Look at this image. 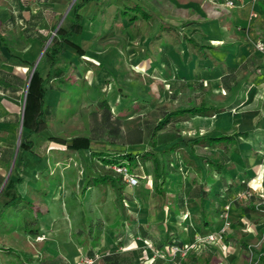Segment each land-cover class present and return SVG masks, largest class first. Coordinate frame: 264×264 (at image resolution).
<instances>
[{
	"label": "crops",
	"instance_id": "0c3cea01",
	"mask_svg": "<svg viewBox=\"0 0 264 264\" xmlns=\"http://www.w3.org/2000/svg\"><path fill=\"white\" fill-rule=\"evenodd\" d=\"M89 1L79 9L81 13L82 30L77 33H72L69 37L70 40L77 43L82 48L83 53L80 54L71 44L64 43L63 49L58 55V65L63 69L64 73L65 69L70 65L78 70L80 61L81 63L84 62V60H82L84 55L90 57L87 58L90 60H86L85 58L86 61H90L92 65H99L100 67L104 64L112 65L117 56H122L124 70L118 71V74L123 76L120 81H125L126 84L130 85L129 87L130 90L133 91V96H137L136 92L138 93L141 91L140 95L144 97H152L154 95L155 97L159 95L163 96L164 90L168 89L165 82L173 76H177L175 83L178 84V75L187 80L189 84L196 81H203L206 88L212 93H225L227 88L223 87L221 76L227 72L228 66H234L236 68L238 79H248L245 81L243 89L237 94L239 95V101H241V104L238 103L239 105L236 104L230 106L231 108L217 112L212 116L196 115L190 118L204 119L207 121L205 125H201L202 127H195L196 130H198L196 133L219 134L221 132H230L228 130L235 126L238 131L249 130L248 135L240 139L237 149L232 153L224 154L222 149L217 147L212 156L209 155L211 148H197L198 152L208 153L207 156L205 155L208 159L211 157L213 159H220L219 156L221 155L222 158L224 155L222 159L226 160L225 163L228 166V169L216 172L218 174L213 175V177L215 176V179L209 189L208 197H205L200 204L198 202L199 195L188 196V198L193 201L188 200L180 203L179 208H187L189 205H194L198 208V212L193 210V213L190 216L196 225V229H193L194 233L205 232L209 228H217L220 225V222L216 220L217 213H213V215L207 217L204 215L203 208H209L213 205L218 209L225 202H233L234 198L235 200L249 199V196H251L249 195L250 193L258 199L259 195L264 196L262 194L264 192V49H259L256 45L257 41L261 40L257 31L264 29V0H240L242 2L237 6H227L224 3V0H178L175 1L178 3L177 7L175 6V2L170 3L167 0L169 5H174V8H176V10H174L175 13L165 11L164 8L166 7V4H164V7H162L163 9L161 10L163 13H161L159 19V15L157 16L155 14L151 17H146L143 16L142 13L140 19L138 17L135 19L125 18L126 15L121 11L122 9H120L119 6L116 8L111 7L113 6L111 5L113 2L108 4L109 9L107 11L92 13V6L88 9H86L85 6ZM163 1L165 2V0ZM36 2V0H30L29 9L21 10L24 6L18 0H0V32L3 35L7 34L8 36V39L6 40L8 42L7 45L0 40V68L7 72L6 76H12L13 81H16V74L21 75L22 71L25 69L24 67L26 65L29 66L32 61L34 64L40 56L38 59L39 62L43 54H41L42 49L40 51V47L43 48L41 46L42 40L45 35L51 31L54 19L58 12H60L55 8H50L44 12L40 6L36 5ZM43 3L45 5L53 6V1L51 0H44ZM252 13H255L256 15L252 16ZM171 14H174L175 17H170L173 16ZM68 15L67 17H69V19L66 20V24L64 23V19L60 23L65 29L68 28L70 17H72L71 14ZM10 16H14L15 21L8 24L9 22L6 21ZM25 18L27 20H24ZM159 20L178 27L176 31L171 28L170 31L173 33L171 39L164 37L162 34L159 36L160 39L155 42V35L158 34L161 26L158 22ZM59 21L60 19L56 25ZM114 23L116 26L120 25L125 31L118 30L117 28L113 31ZM25 27L29 28L26 31V34L28 35L23 36L22 32ZM54 29L51 31V34ZM75 35H77L76 38H74ZM175 35L177 38L176 41L174 40ZM183 35L191 37L192 40H195L196 42L198 41V44L200 45L203 44L201 45L202 51L206 53V57H199L193 51L188 52V44L182 39ZM120 50H125L124 56L120 54ZM103 68H100L99 71ZM47 70L48 67L43 72H39V75L43 77ZM84 71L86 75L89 76L87 72H91V70L85 69ZM135 71L140 73V80L137 79V77L133 78L131 76ZM0 75H2L0 76L2 77V80H5V76L2 73H0ZM91 77H93V75ZM56 78L52 79L51 82L46 85V88L50 85L54 86L52 82ZM104 78L107 79L106 77ZM133 79L139 80L140 87L138 89H136L138 83L135 80L132 82ZM95 84L96 86H99L97 82H95ZM119 87L122 86L119 85ZM28 88L31 92L39 95V80L36 79ZM46 88L44 89V101ZM154 89L155 92H152L151 90ZM171 91L177 92L178 89ZM171 91H168V93H174ZM123 92L126 91L123 90ZM23 96L24 92L19 94V99L7 92H4L3 96H0V115H2L0 126L3 122L2 129L7 131L5 132L6 136L0 139V155H3L0 157L2 158L0 159L1 162H6L5 159L7 158V152L12 143V130L18 125L19 131ZM167 96L168 94L166 97ZM253 97L259 99V104L255 111H250L244 106H246L248 101L250 102ZM123 99L124 98H120L121 103L123 102ZM17 105H19V108H17ZM120 110L121 109H119L118 112H120ZM35 134L37 133H32L30 136L25 137V139L32 140V148L30 150L28 149V152L24 151L21 154L20 169L23 170L24 166L26 167L27 162L32 171L37 173V171L32 168L38 169V173H34L32 176L34 179H37L41 177L40 174H44V172H46L45 177L47 176V172L48 174H52L53 166L61 163L60 158L53 157V155L48 152V142H45L44 144L43 141H40L38 137L34 136ZM192 136L194 135L183 137L184 139H187ZM70 139L71 137H66V141H69ZM101 141L102 142H99V146L104 148L103 151L110 153L115 152L112 154L120 153V151H123L125 148V146H123V149L117 148L121 147V144L119 146V144L109 142L108 140L102 139ZM36 145H38L37 148ZM42 147H45V151H41ZM176 155L178 156V154ZM195 158L199 159L200 157ZM96 166L98 167L99 165ZM91 170L92 169L88 171L89 174H95L98 172L97 170L94 172ZM59 175L61 176V180L57 185L53 184L46 178H42L43 184L46 186L43 189H40L39 187L37 188V192L41 196V199L44 200L47 210H49L50 207H57L58 205L56 203H58L59 199L61 201V196L68 191L73 190L72 188H68L65 184H62L63 177L61 173ZM32 177L29 176L27 179H32ZM147 178L148 179H145V181H147L145 184L147 187H150V176ZM31 179L28 181L29 185L34 184V181ZM177 179L178 173H173L165 181V184L168 192L178 195ZM70 180H73L72 176L69 178V181ZM96 189L97 187L89 192V195L98 192L94 197L95 201H97L99 195L101 197L102 194L100 191L101 189H98V191ZM122 191H124L127 196L130 195L131 198L134 199L132 201L133 205L130 204L131 207L128 208V217L130 218L128 222L129 228L126 232L120 231L118 234H114L115 237L112 236V239L119 244L127 243L129 240V242H131V240L136 239V241L139 240V245L137 244L138 247L143 246L150 248V245H148L150 242L147 243L142 239V236L138 235L137 226L138 224H141L146 227L152 222V216H147V208L140 203V198L138 195H135V188L133 186L126 185ZM247 192L250 193L247 194ZM185 196H183V198H185ZM8 198L9 197L5 195H1L0 205H4ZM239 214L241 215V218L238 217ZM231 216L233 220L236 219L237 221L238 219L241 223L246 222V218L248 219V222L250 221L252 224L253 221L250 220L251 217L256 218V222H260V218H264L263 213H243L237 210L236 206H232ZM159 217H161L160 212ZM243 218L244 221L242 222L240 219ZM172 220H174V216L172 217ZM216 221L218 223H216ZM54 224L49 231L39 229L36 235L32 233L31 235H33L34 239L37 235L53 239L51 236L56 235V232L59 233L67 230V224L60 223V225L55 227ZM233 225L234 222L232 221V226ZM184 228H186V226H184ZM253 228V231L248 232L249 235H254V231L262 229V226H253ZM178 229L179 232L175 234L177 235L176 239L180 238L181 240H184L182 227ZM68 231L69 230H67V232ZM134 231L136 233H133ZM228 233H230V230ZM104 235V233L101 235L99 242ZM106 236L109 238V235ZM146 236L151 238L150 234H147ZM151 240L154 243L160 241L159 236L155 239L151 238ZM96 247L98 246H95L94 248ZM81 249L82 248L80 247V253L82 252ZM61 264H65V262L62 260Z\"/></svg>",
	"mask_w": 264,
	"mask_h": 264
},
{
	"label": "rangeland",
	"instance_id": "374dc122",
	"mask_svg": "<svg viewBox=\"0 0 264 264\" xmlns=\"http://www.w3.org/2000/svg\"><path fill=\"white\" fill-rule=\"evenodd\" d=\"M36 1V5L40 6V8L44 10V12L45 10H49L50 8H55L56 10L60 11L58 12L54 21L56 19H60L59 22L61 23L64 19V23L66 24V20L69 19L67 15H72V12L69 10V8L71 7L70 4L72 0H51L53 1V6L45 5L43 3L44 0ZM168 1L170 3H174L178 0ZM169 2H167V0H165V2L163 0H91L85 6L86 9L92 6V13H99L101 11H107L109 9L108 4L111 3V5H113L111 7L116 8L117 6H119L120 9L126 10V12L124 13L126 15L125 18H129L132 14H137L138 18L140 19L142 11L141 9H145L148 12L152 13L149 15V17L156 14L157 16L159 15V19L161 13H163L161 10L163 9L162 7H164V4H166V7L164 8L165 11L169 13H175L174 10H176V8H174V5H169ZM136 4L139 5L141 9L137 7ZM175 4V6L177 7L178 3L175 2ZM29 5L30 4L28 3V9ZM171 15L173 16L170 17H175L174 14ZM160 21L161 20L158 21L160 24H164L167 27L160 29L158 34L162 32L164 37H168L169 39H171L172 36L171 32L169 31L171 30V24H169L168 22ZM60 23L59 26L61 25ZM116 28L118 30L125 31V29L122 28L120 25L116 26V24L114 23L113 31ZM120 33L123 34L122 32ZM76 37L77 35H75L74 38ZM159 39L160 37L157 36V38H155V42H157ZM41 49L42 48L40 47V51ZM124 52L125 50H120V54H122L123 56ZM85 58L86 60H90L87 59L90 57L84 55L82 57V60H84L85 63H81L80 61L78 65V70H76L72 65L68 66L65 69V73L52 82L54 86L50 85L46 88L45 104L46 108H50V111L47 114L48 125L44 130L35 134L34 136L38 137L40 141L44 142V144L45 142H48V152L53 155V157L60 158L61 164L53 166L54 168L52 174L49 173V175L47 172V176L45 177L46 172H44V174H40L41 177L37 179H34L32 176L34 175V173H38V169L32 168L33 170L35 169L37 173L35 171H32L28 166L27 162L26 167L24 166V169L20 170L22 181L17 183V188L18 191L21 193L22 198L15 201L14 203L12 202V204L9 205H0V246H2V248L0 247V264H61L62 260L65 262V264H78V260L81 255L85 254L84 249H81L82 252L80 253V247H90L94 244L95 241H97L95 235L97 234L99 228V219L104 222V230L102 234L104 233L105 235L102 237V240L97 245L98 247L95 248L94 253L97 254L98 257L94 264H106L103 260V255H106L108 253L109 255H112L114 253L118 255V257H114L115 263L119 260V262H121L122 264H130L131 261H134V264H137V262H140V260H142L141 263L144 262L147 264H168L167 260H165L164 258L166 256L163 252L167 248L166 245H168L169 243L170 236L172 235L173 237L171 236V238H176L177 235L175 234L179 232L178 228L182 227L184 240L187 244L194 237V230L196 229V225L194 224L190 216L192 215L193 210L195 212H198V208L194 205H189L187 206V208H180L182 212H180L178 216H175L174 220H172V218L169 219L170 217L166 218L164 213L165 210L159 211L161 220L155 219L153 215H150V217L152 216V222L147 225L146 228L153 239L159 236L160 240L159 242H156V244H154L156 246V248H154V251L151 247H147L148 250H146L145 247L142 246V252H140L139 254V240L136 241V239L131 240V242H129V240L127 241V243L124 244L116 243L112 239V236H114L115 233H119L120 231L126 232L128 230V222L130 220V218L128 217V208L131 207L130 204L133 205L132 201L134 199H132L130 195L127 196L124 191H121V193H119L117 187L111 185L107 186L106 193L103 197L102 194L101 197L99 195V199L97 201H95L94 197L97 195L98 192L95 194H88L89 191L86 190L88 185V179L91 175H96L92 173L89 174L88 172L90 169H92L91 171L93 172L96 171L94 169V160H96V154L92 155L91 157L90 151H103L104 148H101L99 146V142H102V139L92 138L88 150L84 148H81L79 150H72L67 148L65 144L56 142L54 140L50 141L49 136L56 135L61 137L72 138L73 135H88L91 125L90 112L91 110H97V97H100V95H106V98L110 103L113 115L118 113L124 114V116L125 114H130L127 117L130 119H128L127 121L121 120L123 122L122 136L118 138L122 141H127L130 136L134 135V133H139V136L141 138H144L147 134L149 127L153 125V116L158 115L161 106L163 107L165 105H168V103H172L174 105H186L193 100L199 101L200 91L197 92L195 90L193 92L192 90H190V85L194 84V82L189 84L185 79L184 81H181L179 80L180 76L178 75V84L175 83V80H177V76H173L171 79H168V81L165 82L168 89L164 90L163 96L159 95L157 98L154 96L144 97L140 95L141 91H139L138 93L136 92L138 97L133 96V91L130 90L129 87L130 85L126 84L125 81H120L123 76H121V74H118V71L124 70V65L122 64V56H117L112 65L104 64L101 67L99 65H92L91 62L86 61ZM47 67L48 64L45 58H41L38 62L39 72H43L47 69ZM24 68L25 69L21 73V79L16 78V81L12 80V76L5 75V80H2V77H0V96H3V93L7 92L19 99V94L24 92L28 80V75L30 74V72L28 73V65H26ZM100 68L103 69L99 71ZM85 69L91 70V72H87L89 76L86 75L84 71ZM92 75L93 77H91ZM131 76L133 78L137 77V79H139L141 75L140 73L135 71ZM104 77L109 80L105 79ZM134 80L138 83L136 87V89H138L140 87V79H133L132 82H134ZM95 82H97L99 86H96ZM119 85L122 86L120 87L122 91L120 88L118 89ZM177 89V92L171 91ZM123 90H125L126 92H123ZM151 91L155 92V89ZM168 91L174 93H168ZM167 94L168 96L166 97ZM206 96L208 101L227 103V109L231 108L230 106L236 105L238 103L241 104V101H239V95H237V99L234 98L235 96H231L230 94L225 95V97L219 94H216L215 96L209 94ZM120 98H124L125 102L123 99L124 103H121ZM144 102H146L145 105L141 106L140 108H137L140 103L143 104ZM258 104L259 99L253 97V99H251L250 102L248 101L247 105L244 107H247L250 111H255ZM18 106L19 105H17V108H19ZM260 107L262 108L261 105ZM136 108L137 110H135ZM119 109H121L120 112H118ZM1 118L2 115H0V119ZM206 122L207 121L204 119L187 118L179 121L178 128L170 125L167 126L164 130H168L170 132V136H173L174 133H178L179 135L188 137L191 135L198 134L196 133L198 132V130H196L195 127L201 125L203 126ZM2 124L3 122L0 126V139L5 137V132H7L2 129ZM235 127L229 129L228 131L231 132L237 130V128ZM26 133L27 129H22L20 141L22 140V136ZM17 138L18 125L14 130H12V143L7 152V158L5 159L6 162H1L0 160V186L2 185V182L6 178L8 171L11 167V161L15 152ZM69 141L67 140L66 142ZM147 141H149L148 138L146 139V141L143 142L147 144ZM127 144L130 147L129 149L135 147H142L138 144H132L128 142ZM123 146H125V144H121V147L117 148L123 149ZM37 147L38 145H36V148ZM22 148L18 152V159L16 162L18 166H20L19 160L21 154L24 151L28 152L30 150H23ZM41 151H45V147H42ZM200 153L204 156L206 155L204 152ZM1 156L3 155H0V157ZM179 157L180 154H178V156L176 154H173L171 156L173 165H170L171 169L174 171H178V175L180 176V180H178V182H180L178 183V195H176V198L178 197L179 203L188 200L193 201L192 199L188 198L185 192V189L189 186L184 178L187 173V169L185 168V166L182 165ZM219 157L221 158V155ZM196 162L202 164L199 159L198 161L196 160ZM125 164L130 173L134 174L135 172L136 174V171L131 168L132 165H128L127 161L125 162ZM207 166L208 164L204 162L203 167L206 168ZM98 172H101V170ZM60 173L63 177L62 184H65L68 188H72L73 190L68 191L63 196H61V201L59 199L58 203H56L58 205L57 207H50V209L47 210L44 200L41 199V196L37 192V188L39 187L40 189H43L46 186L45 184H43L42 178H46L53 184L57 185V183H59V181L61 180V176L59 175ZM191 174H196V172L191 171ZM214 174L218 173L214 171ZM136 175L138 176L140 183L138 182L137 185H134V188L140 187L142 182L140 175ZM29 176H31L32 179H27ZM71 176L73 180L69 181V178H71ZM30 179L34 181V184H28V181ZM90 183L95 184V179L91 178ZM127 185L129 184L127 183ZM96 187V190L98 191V189L100 188L99 186ZM262 194L264 195V192ZM182 195H186L185 198H183ZM101 199H104V201H102ZM140 201V203L144 205L145 201L144 198L141 196ZM152 212H154V209H152ZM108 214H117L120 218L111 220L108 219ZM238 217L241 218V215L239 214ZM120 219L124 222L119 225L116 224V222ZM260 219V222H256V218L251 217L250 220L253 221L252 224L250 223V221L248 222V219L246 218V222L244 223H241V221H239L238 219L237 221H239L240 223H236V219L233 220L231 218V221L234 222V225L232 226V228L230 227L231 233H229V235H231L232 237H227L226 240H223L222 242H219L217 244L214 243L215 245H207L205 247L201 245L200 247H192L189 250L191 252L190 256L192 258L190 259L191 262L189 264H264V233L260 232V229H258L259 231H254V235L248 234L249 231H253V226H262V228H264V218ZM216 220L220 222V217L217 216ZM240 220H242L243 222L244 218ZM217 221L216 223H218ZM60 223L67 224L68 226L66 229L69 231L67 232L66 230L59 233L56 232V235L51 236L53 239L44 236L35 237L34 239L33 235H31V228L37 227L40 230L49 231V229L52 228L53 224L55 227L57 225H60ZM184 226H186V228H184ZM79 229H81L80 232L77 231ZM106 235H109V238ZM241 237H245L248 240V243L251 246L255 247L256 250L251 252L248 250V255L241 253V250L243 248L238 241ZM79 240H81L82 242H80Z\"/></svg>",
	"mask_w": 264,
	"mask_h": 264
},
{
	"label": "trees",
	"instance_id": "16d2710c",
	"mask_svg": "<svg viewBox=\"0 0 264 264\" xmlns=\"http://www.w3.org/2000/svg\"><path fill=\"white\" fill-rule=\"evenodd\" d=\"M20 3L23 4V9H28V3L30 0H18ZM89 0H75L70 7V11L72 12V17H70V23L68 25V28L65 29L61 25L55 30V33L52 35L51 40L45 47L42 57L45 58L47 64H48V70L46 74L41 77L39 75L38 71V64L36 68L34 69L31 79H30V85L31 86L36 79L39 80V91L40 94L37 95L30 91L28 88L26 95H25V101H24V110H23V118H22V129H27V133L22 136V140L19 144V150L22 148L23 150H28L32 148V140L31 139H25L26 136H30L32 133H39L42 130H44L48 123H47V114L50 111V108H46L45 101L43 99L44 97V89L46 88V85L51 82L52 79L56 77H60L64 74L63 69L58 65L59 57L58 55L61 53L63 49L64 43L71 44L76 48V50L82 54L83 50L82 48L75 42L69 39L72 33H77L82 30L81 25V13L79 9ZM137 7L139 5L136 4ZM141 9V7H139ZM141 13L143 16L149 17L151 14L145 9H141ZM123 13L126 12L125 9L121 10ZM138 17L137 14L130 15L129 18L135 19ZM24 20H27L26 18ZM15 21L14 16H10L9 19L6 22L13 23ZM58 22V19H56L51 27V31L55 28L56 23ZM164 24H161L160 29L166 28ZM170 28H173L174 30L178 27L175 25L170 26ZM29 28L25 27L23 30V36L28 35L26 34V31ZM51 31L48 32L47 35L42 40V47L46 43L49 35L51 34ZM170 31V30H169ZM167 32V31H166ZM165 32V34H166ZM172 32V31H170ZM260 39L264 43V29L257 31ZM168 34V33H167ZM173 33H171L172 36ZM162 32L160 34H156L155 38L157 36H161ZM174 40L176 41V35L174 36ZM8 39L7 34L3 35L0 32V40L5 43L6 45L8 42L6 41ZM182 39H184L188 44V52L193 51L196 53L199 57H206V53L202 51L203 44H198V41L192 40L191 37H187L186 35L182 36ZM180 40V39H178ZM41 57V58H42ZM33 65V61L30 62L28 66V73L30 72V69ZM0 73H2L4 76L7 72L2 70L0 68ZM21 75L16 74L17 79H21ZM179 80L184 81L183 77H179ZM247 78H243L242 80L237 78L236 74V68L234 66H228L227 72H225L221 76L222 85L224 88H227L225 93H220L219 95L224 96L225 95H233L234 98L237 97V94L240 92L241 89L244 87L245 81H247ZM120 87L118 86V89ZM121 89V88H120ZM190 90L193 92L196 90L199 92V101H191L190 103L186 105H174L172 103H168V105L161 106L160 111L158 112V115L153 116V125H151L147 131V134L144 138H141L139 136V133H134L133 136H130V138L127 141H122L118 137L122 136V121L121 120H128L130 118H127L130 114H115L113 115L111 111V106L106 98V96L100 95V97H97V110H91V125L89 129L88 135H73L69 142H66V137L56 136L52 135L49 136L50 140H54L56 142L65 144L67 148L72 150H79L81 148L88 149L90 147V141L92 138L94 139H104L108 140L112 143L117 144H125V148L123 151L118 152L117 154H112L115 152H107V151H90V155H95L96 160H94V169L97 171L95 173V176H90L88 179V185L86 190L89 192L95 188L96 186H99L101 189L102 197L106 193V189L108 185L116 186L119 193L125 188L127 185V182L124 180L122 174L114 171L110 167H106L108 165L116 164V165H124L126 166L125 162L127 161L128 165H132V169L136 171V174L140 175L141 178V186L135 188V195H138L140 198H144V205L147 208V216L150 217V215H153L155 219H159V211L165 210V216L166 218L170 217L171 219L173 216H178L180 214L181 209L179 208L180 203L177 202V198L175 193H170L166 190V184L165 181L172 175L173 173L177 174L178 171H174L171 169V164L173 165V161L171 160V156L173 154H180V160L183 166L187 169V173L185 175V181L188 183V187L186 188V194L187 196L192 195H199L198 202L199 204L203 201L205 197H208L209 189L211 185L214 182L215 176L214 171L221 172L224 169H228V166L225 163V159H213V158H206L200 152H198L197 148L199 147H209L211 148V152H209V155H212L215 153V148L219 147L222 149L223 153H232L235 149H237L238 144L240 142V139L242 137H246L249 133V130H243L238 131L234 130L231 132H221L219 134H208V133H198L190 138L184 139L183 135H179L178 133H174L173 136H170V132L168 130H164L167 126H174L178 128V123L181 120L191 118L196 115L200 116H212L213 114L224 111L227 109V103L224 102H213L208 101L207 96L211 94L212 96H215L218 93H212L210 90H208L205 86V83L203 81H196L194 84L190 85ZM122 91V89H121ZM227 93V94H226ZM155 97V95H154ZM158 97V96H156ZM237 99V98H236ZM137 102V101H135ZM134 102V103H135ZM146 102L143 104L140 103L137 108H140L141 106L145 105ZM137 108L135 110H137ZM135 112V111H133ZM144 118V117H143ZM145 120V119H144ZM147 120V119H146ZM178 132V131H177ZM149 139L147 141V144L143 141H146V139ZM119 140V141H118ZM128 143L132 144H138L142 147L138 148H132L128 146ZM128 146V147H127ZM18 152L15 160V164L13 165V168L11 170V173L9 174L5 184L0 190V195H5L8 198V200L4 203V205H9L14 203L15 201L22 198L21 193L18 191L17 183L22 181V176L20 175V166L17 165V159H18ZM200 153V154H199ZM222 153V155H223ZM206 156L208 153H205ZM224 156V155H223ZM195 157H200V163H197L195 160ZM197 159V158H196ZM212 159V160H211ZM21 161V157L20 160ZM198 161V159H197ZM206 162L208 166L205 168L203 167V163ZM10 163V162H9ZM149 163V165H147ZM99 165L98 167L96 165ZM105 165V166H104ZM205 165V164H204ZM9 166V164H8ZM142 168V169H141ZM191 171L196 172V174H191ZM177 172V173H176ZM135 174V172H134ZM135 174V175H136ZM150 176L151 179V186L147 187L145 184V179ZM91 178L95 179V184L90 183ZM212 178V179H211ZM180 180V176L178 175V179ZM140 183V182H139ZM180 183V182H178ZM98 184V185H97ZM198 184V185H195ZM195 185V186H193ZM209 187V188H208ZM84 190V187H83ZM198 190V193H197ZM83 192V191H82ZM89 194V193H88ZM249 199L241 200V199H233V202H225L223 203L218 209L212 205L209 208H203L204 215L207 217L213 215V213H217V216H219V213L221 212V209L224 204L229 203L230 205V219L231 216V210L232 206H236V209L243 212V213H254V214H264V196H258L255 197L253 194H249ZM235 200V201H234ZM104 201V199L102 200ZM153 202V204H152ZM234 203V204H233ZM3 205V206H4ZM152 209H154V212H152ZM120 218L118 215H109L108 219H117ZM124 221L121 219L116 222V224H122ZM221 223V220H220ZM103 224L100 219L98 220V231L95 235L96 240L93 245L87 248H82L85 250L86 255H94L95 253V246L99 244V239L103 232ZM232 226V225H231ZM264 228L260 229V232L264 233ZM39 231V228L34 227L30 229V232L32 234H37ZM78 232L81 231V229L77 230ZM259 231V230H258ZM137 232L138 235L142 236L144 241L147 243L150 242L148 245L152 247V250L154 251V248L156 246V242H152L150 237H147L146 235L149 234L148 230L145 226L138 224L137 226ZM133 233H136L135 231ZM231 233V232H230ZM118 233H115V235ZM245 236V235H244ZM226 237H232L229 235ZM193 239V238H192ZM82 242L81 240H79ZM239 244L242 246L241 253H244L248 255V250L254 251L256 250L255 247L251 246L248 243V240L245 237L239 238ZM186 241L181 240L180 238H169V243L167 248L164 250V254L166 257L165 260L167 262H170L172 259V255L170 253V248L173 245H178L179 247H182ZM152 243V244H151ZM215 245L214 243H208L205 246ZM204 246V247H205ZM2 248V246H0ZM146 250L147 247H145ZM246 250V251H244ZM243 251V252H242ZM142 252L141 247L138 250V253L140 254ZM190 251L187 252L185 256L180 257L178 255V262L176 264H189L191 261L190 259ZM103 260L106 264H122L121 262H116L114 257H118L116 253L109 255H103ZM176 260V258H175ZM137 262V264H147V263H141ZM130 264H134V261H131ZM153 264H159V263H153Z\"/></svg>",
	"mask_w": 264,
	"mask_h": 264
},
{
	"label": "built area",
	"instance_id": "2783aa9c",
	"mask_svg": "<svg viewBox=\"0 0 264 264\" xmlns=\"http://www.w3.org/2000/svg\"><path fill=\"white\" fill-rule=\"evenodd\" d=\"M242 1L238 0H224V3L226 5H238ZM252 16L256 15L255 13L251 14ZM257 47L259 49H264V43L262 40H258L256 43ZM110 168H112L114 171L122 174L124 180L130 185L134 186L137 185L139 182L138 176L130 173L126 166L124 165H108ZM250 192H247L249 194ZM219 217L221 220L220 225L217 228H209L205 232H195L193 239L188 242V244L185 242L182 247H179L178 245H173L170 248V253L172 255V259L168 264H176L178 262V255L180 257L185 256L187 252L194 246L200 247L205 246L206 244L210 243H219L223 240L227 239V233L230 230V227L232 225V221L230 219V205L229 203H226L223 205L221 212L219 213ZM37 237H40L37 235ZM43 237V236H41ZM202 249V248H201ZM98 255H86L83 254L78 260V264H94ZM176 258V260H175Z\"/></svg>",
	"mask_w": 264,
	"mask_h": 264
},
{
	"label": "water",
	"instance_id": "95a60500",
	"mask_svg": "<svg viewBox=\"0 0 264 264\" xmlns=\"http://www.w3.org/2000/svg\"><path fill=\"white\" fill-rule=\"evenodd\" d=\"M74 0H72L71 4L73 3ZM70 4V5H71ZM60 23V22H59ZM59 23L56 25L54 31L52 32V34L50 35V37L47 39L46 43L44 44L43 48H42V51H41V54L43 53L45 47L47 46V44L49 43V41L51 40L52 38V35L54 34L56 28L59 26ZM40 54V55H41ZM40 57V56H39ZM38 57V59H39ZM38 59L34 62L32 68H31V71H30V74H29V77H28V80H27V83H26V87H25V91H24V96H23V106H22V112H21V118H20V123H19V131H18V138H17V143H16V148H15V152H14V155H13V158H12V161H11V167L8 171V174L6 176V178L4 179V181L2 182V185L0 186V190L1 188L3 187V185L5 184V180H7L11 170H12V167L15 163V160H16V156H17V152H18V147H19V143H20V138H21V134H22V118H23V109H24V101H25V95H26V92L28 90V87H29V82H30V79H31V76H32V73L37 65V62H38Z\"/></svg>",
	"mask_w": 264,
	"mask_h": 264
}]
</instances>
